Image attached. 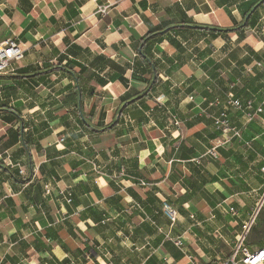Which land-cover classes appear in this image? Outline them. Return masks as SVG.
Wrapping results in <instances>:
<instances>
[{
    "label": "crops",
    "instance_id": "obj_1",
    "mask_svg": "<svg viewBox=\"0 0 264 264\" xmlns=\"http://www.w3.org/2000/svg\"><path fill=\"white\" fill-rule=\"evenodd\" d=\"M11 37L24 56L0 76V264L230 258L264 186V106L249 120L225 102H264V0H0ZM222 111L241 138L213 156Z\"/></svg>",
    "mask_w": 264,
    "mask_h": 264
},
{
    "label": "built area",
    "instance_id": "obj_2",
    "mask_svg": "<svg viewBox=\"0 0 264 264\" xmlns=\"http://www.w3.org/2000/svg\"><path fill=\"white\" fill-rule=\"evenodd\" d=\"M107 7H98L97 13L102 15L106 14ZM24 56V50L15 38H7L0 42V76L5 74H10L15 72L13 63L19 62ZM226 106L235 108L240 113H243L249 120L253 119L254 115L262 112V107L258 106L253 111L252 103L246 102V104L240 103L237 99H234L231 95L227 96ZM216 104H219L218 102ZM213 124L217 129H219L222 134L221 137L214 143L210 150V153L215 156L216 148L221 147L232 139H240L241 133L236 126L227 118V114L222 111L217 116L212 117ZM260 172L264 177V166L261 167ZM19 175L23 176V170H19ZM142 184V183H141ZM260 197L255 205V210L250 217V219L244 223L242 226V233L236 239V242L232 248L230 258L224 261L222 264H264V246L252 248L247 244V235L250 232L252 226L255 225V221L261 211V207L264 204V186L260 192ZM71 195L68 193L66 195V203L71 202ZM162 212L165 218L169 221L171 225H174L177 218V212L172 205L167 202L162 203ZM166 238L172 241L177 247L182 248V243L169 235Z\"/></svg>",
    "mask_w": 264,
    "mask_h": 264
},
{
    "label": "trees",
    "instance_id": "obj_3",
    "mask_svg": "<svg viewBox=\"0 0 264 264\" xmlns=\"http://www.w3.org/2000/svg\"><path fill=\"white\" fill-rule=\"evenodd\" d=\"M246 25H243L242 27H245ZM190 27H194V28H196V29H203V30H207V31H209V30H214V31H216V32H219V33H224V32H229V31H232L231 29H229V28H224V29H213V28H208V27H199V26H195V25H191ZM159 31H163L162 29H160V30H157V31H154V32H149L146 36H144L143 38H142V40H141V42H142V44L144 43H146L151 37H153V35H161V32H159ZM143 47V46H142ZM140 55L142 56V57H144V58H146V54H145V52L143 51V50H140ZM56 69H62V70H66V71H68L69 69H67V68H65V67H56ZM108 127H110V126H108ZM107 127V128H108ZM28 178H26V179H24L23 181H21L22 183H26V181H28L27 180ZM253 233H254V237L257 239V241H260L261 240V238H263L264 237V222H263V225H261L260 227H258V228H254L253 229Z\"/></svg>",
    "mask_w": 264,
    "mask_h": 264
},
{
    "label": "rangeland",
    "instance_id": "obj_4",
    "mask_svg": "<svg viewBox=\"0 0 264 264\" xmlns=\"http://www.w3.org/2000/svg\"><path fill=\"white\" fill-rule=\"evenodd\" d=\"M261 208H262L263 210H262L260 216L263 217V216H264V205H263V207H261ZM253 237H254V233L251 232V233H249V235L246 237V239H247L248 241H251V240H253Z\"/></svg>",
    "mask_w": 264,
    "mask_h": 264
}]
</instances>
